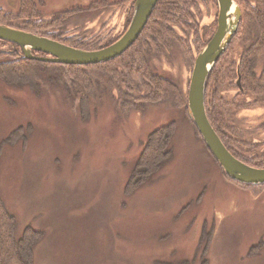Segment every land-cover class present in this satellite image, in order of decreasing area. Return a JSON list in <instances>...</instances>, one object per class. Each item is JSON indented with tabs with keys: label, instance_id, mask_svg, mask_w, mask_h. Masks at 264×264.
<instances>
[{
	"label": "rangeland",
	"instance_id": "rangeland-1",
	"mask_svg": "<svg viewBox=\"0 0 264 264\" xmlns=\"http://www.w3.org/2000/svg\"><path fill=\"white\" fill-rule=\"evenodd\" d=\"M34 1L42 19L81 9L68 18V36L109 39L126 27L132 0ZM19 2L0 0V10L15 14ZM217 9L215 0L199 4L201 32L215 30ZM181 42L155 50L149 61L177 92L142 107L126 108L119 89L101 83L82 112L73 90L48 81L45 68L31 89L0 80V197L16 237L28 226L42 232L33 264H264V185L229 179L188 117L189 79L201 49L189 52L183 36ZM235 89L222 96L233 100ZM240 97L230 120L248 147L229 146L264 155V96ZM172 122L170 156L126 191L148 136Z\"/></svg>",
	"mask_w": 264,
	"mask_h": 264
},
{
	"label": "trees",
	"instance_id": "trees-1",
	"mask_svg": "<svg viewBox=\"0 0 264 264\" xmlns=\"http://www.w3.org/2000/svg\"><path fill=\"white\" fill-rule=\"evenodd\" d=\"M234 1L241 11L240 20L229 46L215 62L207 77L205 112L221 142L234 157L252 167L264 168V155L245 156L241 154L244 153L243 148L238 153L231 149L228 143L234 141L242 147H248L230 120L232 109L241 103L240 96H264V65L262 71L257 73L258 63L264 61V0ZM132 2L133 0L129 6ZM203 2L204 0H158L136 41L120 56L101 64H61L64 68L58 69L52 63L29 60L23 56L17 45L0 40V44L10 46L7 50L0 49V80L8 84H22L31 89L32 82L40 79L39 70L45 68L46 71H41L44 76L47 75L48 81L73 90L82 112L87 110L89 101L98 92L101 83L108 89L111 85L117 87L127 105L126 108H133L137 104L136 107H142L149 103H159L173 96L177 90L173 81L155 72L149 61L155 50L159 51L172 44L182 46V36L185 38L183 46L187 51H191L192 45L195 52L203 47L214 32H201L205 25L200 24L197 19L199 4ZM99 3L105 5L102 1L97 2L93 9L100 6ZM80 11L81 9L74 8L51 19H42L34 0H20L17 13H4L0 10V24L88 51L109 45L126 28L124 26L116 37L109 39H102L100 36L87 38L88 36L77 34L68 36L63 33L68 18ZM129 18L130 16H127L126 26ZM178 30L182 36H179ZM236 49H239L236 57L238 60L233 57L236 56ZM33 54L43 55L39 52ZM238 77L240 88L236 83ZM230 87L238 91L233 100L222 96V92ZM174 127L173 122L168 123L148 136L147 143L130 172L126 191L143 183L168 159ZM255 147L249 148L253 150ZM41 236L40 230L28 226L23 229L19 238L16 237L14 217L0 197V264H33V252Z\"/></svg>",
	"mask_w": 264,
	"mask_h": 264
},
{
	"label": "water",
	"instance_id": "water-1",
	"mask_svg": "<svg viewBox=\"0 0 264 264\" xmlns=\"http://www.w3.org/2000/svg\"><path fill=\"white\" fill-rule=\"evenodd\" d=\"M158 0H133L130 18L123 33L97 50H82L51 38L0 24V40L17 45L29 60L64 65L87 66L108 62L124 53L138 38ZM216 27L196 54L187 90L186 110L206 148L232 181L244 186L264 185V168L252 167L234 157L212 128L204 106L206 81L210 70L225 52L236 32L241 12L234 0H215ZM39 52L44 56L34 55ZM240 88V79L236 80Z\"/></svg>",
	"mask_w": 264,
	"mask_h": 264
}]
</instances>
